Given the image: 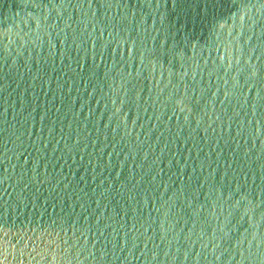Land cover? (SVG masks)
Wrapping results in <instances>:
<instances>
[{"label":"water","instance_id":"water-1","mask_svg":"<svg viewBox=\"0 0 264 264\" xmlns=\"http://www.w3.org/2000/svg\"><path fill=\"white\" fill-rule=\"evenodd\" d=\"M0 264H264V0H0Z\"/></svg>","mask_w":264,"mask_h":264},{"label":"snow or ice","instance_id":"snow-or-ice-1","mask_svg":"<svg viewBox=\"0 0 264 264\" xmlns=\"http://www.w3.org/2000/svg\"><path fill=\"white\" fill-rule=\"evenodd\" d=\"M241 3H246V0H240Z\"/></svg>","mask_w":264,"mask_h":264}]
</instances>
